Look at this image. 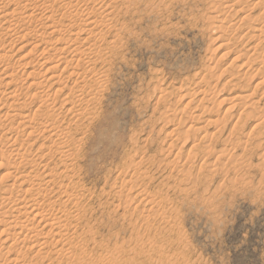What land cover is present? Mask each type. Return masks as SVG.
I'll list each match as a JSON object with an SVG mask.
<instances>
[{"label": "rangeland", "instance_id": "374dc122", "mask_svg": "<svg viewBox=\"0 0 264 264\" xmlns=\"http://www.w3.org/2000/svg\"><path fill=\"white\" fill-rule=\"evenodd\" d=\"M0 1V7L2 10L5 7L4 13L8 14L5 19L0 18V49H3L0 54L8 52L10 56L7 55L10 59H6V64L0 68V128L3 127L0 129V140H3L0 141V150H5L0 154V215L6 209L2 194L14 187L13 197L18 198L20 190L29 186L21 185L23 179H19L20 175L28 177L31 173L30 177L43 179L41 171L44 172L45 164L49 166L47 172L53 176L61 175V178L54 179L56 183H52L49 189L59 193L61 184L67 185L74 177L78 188L73 196L81 199L80 214L74 205L64 208L78 213L71 214L74 216L72 224L79 226L78 230L72 225L68 229L61 227L62 239L46 249L50 256L39 263L60 264L59 258L56 259L58 254L79 250L80 243L84 242L88 247H84L81 254L78 251L75 258H68L72 261L67 260L66 264H106L108 259L114 260L107 264H264V35L250 37L248 25L242 23V19L252 17L249 25L264 31V7H255L256 0L244 1L241 3L244 7L238 4V0H138L137 6L132 5L127 11L124 0H101L96 5L89 2V9L94 6V11L95 8L100 10V6L105 9L112 3L117 11L110 18L111 24L121 28L124 23L123 28L127 30L121 36L119 32L121 54L112 59L108 91L102 100V108L98 106L97 114L101 111V115L91 120H94L92 130L85 132L87 117H90L83 112L85 109L82 110L83 123L74 122L67 109L58 111L60 117L55 116L56 120L65 118L64 132L69 131L72 135L62 134L61 130L62 137H65L62 139H68V144L80 145L79 150L76 149L81 150L72 158L74 161L70 158L63 159V162L58 155L39 159L47 149L46 152H52L50 155L58 154V145L53 146L51 141L37 133L27 140L23 129L13 125L19 121L14 115L20 109L13 112L9 107L14 101L19 108L28 111L41 105L51 85L44 82L47 74L42 63L44 59H56L60 54L50 49L61 47L55 41L64 36L65 40L61 38L64 41L74 37L64 31L59 37H50L48 26L38 27L36 34L29 35L35 33L37 24L30 20L29 23L33 22L30 25L27 23L29 18L24 20L23 16L31 12L14 17L9 14L12 15L14 5L18 10L25 3L34 5L35 0ZM8 1L14 5H9ZM38 1L36 6L46 4L47 8L42 10L53 8L55 12L49 9L47 12H51L47 16L53 12L52 16L57 20L75 14H66L61 8L62 3L57 0ZM227 5L234 9L227 8ZM122 6L125 8L123 12L130 13L120 15L118 12ZM222 6H227V10ZM98 13L95 18L93 15V21H105ZM18 17L21 18L15 19ZM225 20H230L231 25ZM235 23H239L238 27ZM18 25L24 26L20 29L22 37L11 46L9 31L20 27ZM101 30L106 32L108 28L104 26ZM41 34L43 37L39 36ZM39 37L45 40V45L36 50L37 39H42ZM31 47L35 53L31 54ZM44 48L49 50L39 57ZM24 53L28 54L25 60H21ZM29 60L34 63L28 67ZM38 73L41 76H37ZM39 81L44 82L41 87L30 88L33 82ZM7 83L13 84L6 87ZM15 85L21 89L17 95H12ZM71 87L70 81L68 89ZM35 92L40 99L31 104L37 98ZM52 93L48 92V95L54 100L55 92ZM33 94L35 98H32ZM75 99L72 97L70 104L76 103ZM62 100L63 97L58 98V109L63 105ZM18 102L23 104L18 105ZM4 114L9 115V119L3 118ZM9 123L13 125L11 130ZM191 125L193 128L188 130ZM11 136H15L17 142H6L5 145L3 142ZM15 152L24 153L22 157L33 161L31 164L35 167L29 165L15 169L19 165ZM72 162L75 171L68 168ZM132 165H137L135 170ZM137 169L142 173H139L141 177L132 179ZM127 181L135 184L131 192L128 191L130 184L125 185ZM37 197L33 195V198ZM76 216H82L81 224ZM7 247L1 243L0 251ZM18 247L22 249L20 245ZM32 257L33 254L29 259Z\"/></svg>", "mask_w": 264, "mask_h": 264}, {"label": "bare ground", "instance_id": "6f19581e", "mask_svg": "<svg viewBox=\"0 0 264 264\" xmlns=\"http://www.w3.org/2000/svg\"><path fill=\"white\" fill-rule=\"evenodd\" d=\"M5 1V0H4ZM12 1V0H11ZM22 2V0H20ZM29 0H27L28 2ZM32 1V0H31ZM34 1V0H33ZM38 1V0H37ZM42 1V0H41ZM49 0H46V2H48ZM56 1V0H55ZM58 2L62 3V9L64 11H66V14L68 12H74L75 16L73 15V17L70 16L68 17V15H66L67 17L64 18H60V20L55 19L54 17L56 16H52L53 12L50 16H47V13L51 12H47L46 9L47 7L44 5H35L36 0L34 1V5H29L27 3H25V6H20L18 7V10L14 9L15 5L14 3L9 2V5H11V3L14 5L13 7V12L12 15L9 14V16L14 17V15H24V13L30 11L31 14L25 15L24 20L28 19V22L30 20H34V22L37 24L36 27H34V31L35 33L33 34H29V35H34L36 34L37 28H43L48 26L51 30V36H61L60 33L62 31H64L65 33L71 34L74 39H70L66 41L65 40V36L62 38L60 37L57 41H55L58 45L60 44L61 47H52L50 49H52L53 51H58L60 52V54L58 55V59H54V58H48V59H44L42 66L45 67V74H47V80H45V83H50V90L47 91V93H45V96L47 98H45V100L41 101V105L36 109V110H26V108H22L17 105L14 104V102H12V104L10 105V109L13 111H19L20 112L17 113L16 115H14V118H17L19 121H16L15 123H13V125H16V128H18L19 130L23 129V132L25 135H27V140L28 139H32L35 137L36 133L39 134L38 136L43 137V139H45L46 141H51L53 146L54 145H58L57 147H59V151L58 154L55 152V154H51L52 152H44L43 155H41L39 157V159H43L44 157H50L51 158H55V155H58L59 159H61V161L64 162L65 159H72L74 158V156L76 157L77 155H79V153L81 152V150L78 152L77 149L78 147L80 148V145L76 146V144H68L66 140H63L62 138L65 139V137H62V134L64 133L66 135L70 134L71 132H64V122L63 120L65 118L60 119V113L58 111L62 110V109H67V113H69L71 115L72 120H74V122L77 123H83V112L85 114H87L86 116H90L87 117L89 119L88 120V125L86 126V131L85 132H89L90 130H92V123L91 121L94 117L96 118L97 116L101 115V111L99 114H97V110H99L98 106H100L102 108V100H105V94L108 91V82H109V74L112 71V65H113V61L112 59H117L120 54H121V47L119 46V42H120V37H119V32H120V36L121 33H123L125 31L124 27V23L123 26L121 28L112 25L111 24V17L113 15H115L114 13L117 11V9L112 6L113 4L111 3L110 5H108L107 8H110V10H106L107 8L103 9L98 7L97 10L95 8L94 11V6L92 8V10L89 9V2H95L94 4L96 5V2H101V0H57ZM56 1V2H57ZM75 1V3H74ZM112 1V0H111ZM151 1V0H150ZM236 1V0H235ZM244 1H246V3L251 2V0H238V4L242 5L241 3H243ZM257 3H253L255 4L254 6H259L258 8H262L264 7V0H256ZM254 1V2H256ZM2 3V1H0ZM7 2V3H8ZM40 2V0L38 1ZM37 2V3H38ZM104 2V1H103ZM115 3V1H113ZM118 2V1H117ZM117 2L115 4H117ZM138 0H124V4H127V11H129V9L131 7L137 6L136 4H138ZM141 2V1H140ZM23 3V5H24ZM41 3V2H40ZM45 3V2H44ZM55 3V2H54ZM110 3V2H109ZM16 4V1H15ZM19 4V2H18ZM17 4V5H18ZM22 4V3H21ZM50 4V3H49ZM52 4V2H51ZM103 4V3H102ZM108 4V3H107ZM223 3H221L222 5ZM225 4V3H224ZM234 4V3H232ZM237 5V3H235ZM16 5V6H17ZM93 5V4H92ZM8 6V5H5ZM48 6V5H47ZM51 7H53L52 5H50ZM59 6V5H58ZM110 6V7H109ZM228 6V5H227ZM225 6V7H227ZM243 6V5H242ZM245 6V5H244ZM243 6V7H244ZM250 6V5H249ZM262 6V7H261ZM3 7V6H2ZM43 7H46L45 9L42 10ZM91 7V6H90ZM118 7V6H117ZM124 6L121 7V9H119L120 11L118 12L120 15L123 14V16H125L126 14H129L130 12H127L126 10L123 12V10L125 8H123ZM126 7V6H125ZM223 8H225L224 6H222ZM254 7V9H255ZM5 8V7H4ZM4 8L2 10V8L0 7L1 11H0V18L1 19H5L6 16L8 15L7 13H4ZM59 8V7H58ZM227 8H231L234 9V7L228 6ZM236 8V7H235ZM242 8V7H240ZM251 8V7H250ZM253 8V7H252ZM139 9V8H137ZM158 9V8H157ZM219 9H221V7L219 6ZM263 9V8H262ZM14 10H16L14 12ZM50 10H53L50 9ZM63 10H61L62 12H64ZM222 10V9H221ZM225 10H227L225 8ZM236 10V9H235ZM238 10V9H237ZM245 10V9H243ZM18 11V13H17ZM55 12V10H53ZM100 11V12H99ZM241 11V10H240ZM248 11L252 12V9H249ZM20 12V13H19ZM99 12V13H98ZM228 12L230 13V10H228ZM242 12V11H241ZM65 13V12H64ZM63 13V14H64ZM101 15V18L105 19V21H101L97 22V21H93V19L95 18L96 14ZM117 13V15H118ZM235 14H237V12H234ZM239 13V12H238ZM243 13H245L243 11ZM250 13V12H249ZM263 13V11H262ZM61 14V15H63ZM125 14V15H124ZM56 15V14H54ZM94 15V18H93ZM229 15V14H228ZM261 15V14H259ZM59 16V15H58ZM92 16V17H91ZM103 16V17H102ZM231 16V15H230ZM233 16H235L233 14ZM233 16H231L233 18ZM247 16V14H246ZM264 16V15H263ZM22 17V18H23ZM26 17V18H25ZM115 17V16H114ZM113 17V18H114ZM230 17V18H231ZM21 17L15 18V19H19ZM57 18V17H56ZM111 18V19H110ZM228 18V17H227ZM231 18V20H233ZM241 18V17H240ZM252 18V17H251ZM249 18H244L242 19V23L244 25H248L247 31H250V37L252 35V38H254V34L258 35V37H261L262 35H264V31H262V29H257V28H253V26L249 25V23L251 22V19ZM263 18V17H262ZM8 19V18H7ZM97 19V18H96ZM218 19V18H217ZM229 19V18H228ZM256 19V17L254 18ZM264 19V18H263ZM10 20L11 17H10ZM119 20V19H118ZM227 20V19H226ZM229 23L231 22L230 20L226 21ZM253 20V19H252ZM6 21V20H5ZM8 21V20H7ZM14 21V20H12ZM19 21V20H18ZM17 21V22H18ZM21 21V20H20ZM10 22V21H9ZM24 22V21H23ZM140 22V21H139ZM238 22V21H237ZM241 22V21H240ZM239 22V23H240ZM33 24V22H31ZM31 23H29L31 25ZM239 23H235L238 27ZM254 23V22H252ZM16 24V23H15ZM19 24V22H18ZM22 24V22H21ZM28 24V25H29ZM35 24V25H36ZM235 24L233 26H235ZM242 24V25H243ZM24 25V24H23ZM23 25H18L20 27H17L15 29H12V27H9L10 29H12L11 31H9L10 34V41L11 46L13 45L14 42H17L19 40L21 36V28L23 29L24 26ZM118 25V24H117ZM122 25V24H121ZM231 25V23H230ZM255 25V24H252ZM14 26V25H13ZM17 26V25H16ZM26 27H28L25 24ZM33 26V25H32ZM31 26V28H32ZM104 26H106L108 28V30L105 32L103 30H101ZM126 27V26H125ZM228 27V26H227ZM236 27V29H238ZM245 27V26H243ZM261 27V26H260ZM38 28V29H39ZM47 28V27H46ZM1 29V28H0ZM9 29V30H10ZM29 29V28H28ZM236 30L235 28H232V30ZM240 29V28H239ZM243 29V28H241ZM20 30V31H19ZM106 30V29H105ZM127 30V29H126ZM230 30V29H229ZM233 30V31H234ZM8 31V30H7ZM6 31V32H7ZM29 31V30H28ZM31 31V30H30ZM29 31V33H31ZM33 31V32H34ZM237 31V30H236ZM248 31V32H249ZM23 32V31H22ZM26 32H27V28H26ZM118 32V33H117ZM127 32V31H126ZM25 33V32H24ZM50 33V32H49ZM48 33V35H49ZM117 33V34H116ZM253 33V34H251ZM28 34V33H27ZM244 34V33H243ZM247 34V33H246ZM244 34V35H246ZM43 34L39 35L42 36ZM64 35V33H63ZM70 35V36H71ZM242 35V34H241ZM255 35V36H256ZM69 36V35H68ZM25 36H23L24 38ZM30 37V36H29ZM33 37V36H32ZM36 37V36H35ZM34 37V38H35ZM43 37V36H42ZM39 37V38H42ZM111 37V40H110ZM243 37V36H242ZM64 40H62V39ZM123 38V37H122ZM239 38V37H238ZM244 38H247L246 36ZM252 38H250V40H252ZM256 38V37H255ZM263 38V37H262ZM240 39L241 38L240 36ZM249 39V37H248ZM257 39V38H256ZM259 39V38H258ZM37 43L35 41V43L37 45H35L36 50H38L39 48H43V44L45 43V40L42 39H37ZM68 41V42H67ZM122 41V40H121ZM236 41V40H235ZM239 41V40H238ZM242 41V40H241ZM247 41V40H246ZM264 41V40H263ZM262 41V42H263ZM123 42V41H122ZM236 43V42H235ZM243 43V41H242ZM260 43V42H259ZM33 44V42H32ZM31 44V45H32ZM258 44V43H257ZM261 44V43H260ZM5 45V44H4ZM45 45V44H44ZM1 46V45H0ZM9 46V45H8ZM28 47L30 46V43L27 45ZM235 46V45H234ZM4 47V46H3ZM2 48V47H1ZM34 48V47H33ZM264 48V47H263ZM32 49V47H31ZM256 49V48H255ZM3 50V49H0ZM20 50V49H19ZM33 52L35 53V49H32ZM49 49L44 48V50H42V52H40L41 55L43 56V54L48 51ZM6 53V52H5ZM5 53L0 54V68L1 66H3L4 64H6V59H8L7 57V53L6 55H4ZM25 54V53H24ZM28 54V53H27ZM23 55V57L21 56V60H25L24 57L26 58V55ZM29 54H30V50H29ZM38 54V53H37ZM9 56V55H8ZM10 57V56H9ZM28 57V56H27ZM111 60H110V59ZM10 59V58H9ZM8 59V60H9ZM28 59V58H27ZM237 59V58H236ZM7 60V61H8ZM34 60V59H33ZM110 60V61H109ZM262 60V59H261ZM30 61V60H29ZM20 62V61H19ZM29 63V64H28ZM26 65H31L32 63H34L32 61L28 62ZM263 63V62H262ZM25 66V64H24ZM29 67V66H28ZM5 68V67H4ZM3 72V71H2ZM41 74V73H40ZM39 73L37 74V76L40 75ZM41 76V75H40ZM263 76V75H262ZM7 78V77H6ZM72 82V87L71 89H68V83ZM44 82H33L30 85V88H32L33 86H42ZM262 82V81H261ZM9 84V85H7ZM6 87L12 85L13 83H7ZM17 84V83H16ZM38 84V85H37ZM64 84H66L67 86H64ZM19 86V84H17ZM17 85H15V87H13L11 93L12 95H17L16 93L19 92V90L21 88H19ZM60 86H62V88L60 89ZM55 87H57L58 89H56ZM41 89V88H40ZM1 90V89H0ZM66 90H69L68 93H65ZM2 91V90H1ZM40 91V90H39ZM51 91H53V93L55 92V96L54 100L51 99V97L48 95V92L50 93ZM44 92V91H43ZM202 92H205L202 90ZM4 93V92H3ZM10 93V92H9ZM8 93V94H9ZM52 93V95H53ZM209 93V92H208ZM38 94L35 92V95ZM6 95V94H5ZM34 95V94H33ZM35 95L32 96V98H35ZM207 95V94H206ZM1 96V93H0ZM4 96V95H3ZM10 96V94L8 95ZM39 96L36 95V97ZM58 96V97H57ZM75 96V100H77L76 103L70 104V99ZM188 96V95H187ZM28 97V96H27ZM63 97L62 100V106L60 107V109L57 108L56 103L58 102V98ZM206 97V96H205ZM10 98V97H9ZM13 98V96L11 97ZM38 99H40V97L36 98V100H33V102H28V103H35V101H37ZM245 99V97L243 98ZM242 99V100H243ZM30 100V101H32ZM73 100V99H72ZM71 100V101H72ZM13 101V100H12ZM19 101V100H18ZM24 101V100H23ZM245 101V100H244ZM247 101V98H246ZM1 103V101H0ZM11 103V102H10ZM18 102V105H21L23 103ZM26 103V104H28ZM17 104V103H16ZM25 104V103H24ZM25 104V105H26ZM189 104V103H188ZM191 104V103H190ZM7 105V104H6ZM29 106V105H28ZM31 106V105H30ZM237 106V105H235ZM187 107H190L187 105ZM79 109V110H78ZM82 112V110H84ZM206 109V108H205ZM234 109V107H233ZM102 110V109H101ZM13 111V112H14ZM45 111V113H43ZM99 112V111H98ZM16 113V112H15ZM43 113V114H41ZM97 115V116H96ZM241 115V114H240ZM245 115V114H244ZM44 116V117H43ZM55 116H59L58 119L56 120ZM1 117V116H0ZM5 119H9V115L4 114L2 116ZM43 117V118H42ZM191 117V116H190ZM241 118V117H240ZM85 119V118H84ZM194 119V118H193ZM257 119V118H256ZM1 120V118H0ZM183 120V119H182ZM181 120V121H182ZM7 121V120H6ZM10 121V120H9ZM65 121V120H64ZM71 121V120H70ZM91 121V122H90ZM184 121V120H183ZM258 121V119H257ZM264 121V120H263ZM37 122V123H36ZM74 122L71 124L73 125ZM8 123V122H7ZM70 123H68L69 125ZM185 124V123H184ZM187 124V123H186ZM260 124V123H259ZM13 125L12 124H8V127L10 128L9 130L13 129ZM37 125V127H36ZM263 125V124H262ZM7 126V125H5ZM70 126V125H69ZM77 126V125H76ZM258 126V125H256ZM7 127V129H8ZM81 127V126H79ZM85 127V126H84ZM3 127H1L0 129L2 130ZM36 128L38 130H36ZM191 127L188 128V130H191ZM70 129V128H68ZM8 130V131H9ZM61 130H63L62 134H61ZM187 130V131H188ZM193 130V129H192ZM196 130V129H195ZM198 130V129H197ZM71 131V129H70ZM9 134V133H8ZM86 134V133H85ZM6 135V134H5ZM64 135V136H65ZM37 136V135H36ZM12 137V136H11ZM11 137H7L5 140V142H3L6 145L7 143H12L15 144L17 142L15 136ZM19 136H17L18 138ZM69 137V136H68ZM74 137V136H73ZM4 139V138H3ZM39 139V138H38ZM74 139V138H73ZM2 140V139H1ZM0 140V141H1ZM3 141V140H2ZM72 141V140H71ZM80 140V144H81ZM84 141V139H83ZM0 144H2V142H0ZM79 144V143H78ZM87 144V143H86ZM10 145V144H8ZM46 145V144H45ZM68 145V146H67ZM83 145V144H82ZM4 146V145H3ZM24 146V145H23ZM55 146V147H56ZM196 146V145H195ZM11 147V146H10ZM22 147V146H21ZM41 148L43 146H40ZM40 147L38 148L39 150ZM194 147V146H193ZM192 147V148H193ZM44 148V147H43ZM77 148V149H76ZM82 148V147H81ZM191 148V149H192ZM50 150V149H49ZM52 150V149H51ZM54 150V149H53ZM52 150V151H53ZM56 150V149H55ZM79 150V149H78ZM3 152H5V150H2ZM2 151L0 150V154L2 153ZM23 151V150H21ZM25 151V150H24ZM8 153V152H7ZM12 155L13 153L10 152ZM5 154V153H4ZM16 154V152H15ZM14 154V156L16 157V162L17 160L19 161V165H17V168L15 166V169H18L19 166L22 167H27L29 165L32 166L31 163L34 164L33 161H29L27 160V158L25 159L24 157H22V155L24 153H17L16 155ZM41 154V153H40ZM2 155V154H1ZM6 156V155H4ZM10 156V155H9ZM24 156V155H23ZM11 157V156H10ZM9 157V158H10ZM190 157V156H189ZM79 158V157H78ZM45 159V158H44ZM50 159V158H49ZM64 159V160H63ZM190 159V158H188ZM187 159V160H188ZM52 160V159H51ZM57 160V159H56ZM73 160V159H72ZM74 161V160H73ZM77 161V160H76ZM44 162V161H43ZM49 162V160H48ZM133 162V161H132ZM172 162V161H171ZM188 162V161H187ZM187 162H185L187 164ZM66 163V162H65ZM73 163V162H72ZM184 163V164H185ZM36 164V163H35ZM42 164V163H41ZM40 164V168L42 167ZM71 164V163H70ZM141 164V163H140ZM175 164V162H174ZM16 165V164H15ZM48 164H45L43 166L44 172L41 171V174L44 173V178L41 179L39 176H31V173H29L30 175H28V177H26L27 175H20L19 179H23L21 181V185L24 186L26 184H29V186L25 187L26 189L20 190V195L16 196L18 198L13 197V188L12 191L10 190V192L5 191L2 195V200L4 201L3 203L6 205V209L3 212L2 210V214L0 215V227H2V229L0 230V244H7L8 247L5 248L3 251H0V264H41L39 263L41 260L45 261V259L50 256V253H46V249L48 250V247H50V245H55L57 244L61 239H62V231H61V227H64L66 229H68L69 227H71V225L74 227V230H78L79 226L77 225H73L72 221L74 218V216H72L71 214H75L78 215V213H72V212H68L65 211L67 209L66 208L68 205H71V207L74 205V207L77 209H75L76 211L79 212L80 214V208H81V199L79 200L77 198V196H73L75 195L74 193L76 192L78 185L77 183H74L73 179L74 177H72L70 180V182L65 186L64 184H61L63 186L60 187V191L58 190L59 193L54 192L52 189H49L50 185L52 183H56V177L61 178V175L53 176L52 173H49V171L47 172V166ZM67 165H69L67 163ZM65 165V166H67ZM37 166L39 167V165L37 164ZM36 166V167H37ZM56 166V165H55ZM64 166V165H63ZM137 166V165H136ZM136 166H131V167H136ZM174 166V165H173ZM184 166V165H183ZM32 167H35L34 165ZM70 167V171H75V164L73 163L72 166H68V168ZM169 167V166H168ZM59 168V167H58ZM74 168V170H72ZM139 168V167H137ZM190 168V167H189ZM42 169V168H41ZM50 169V168H49ZM67 169V168H65ZM136 168H134L135 170ZM166 170V169H165ZM67 172L69 170H66ZM138 169L135 171V173L132 175V179H134L135 177H141L140 172H137ZM19 172V171H18ZM59 172V171H58ZM63 172V171H61ZM65 172V171H64ZM134 172V171H132ZM69 173V172H68ZM74 173V172H73ZM125 173V172H123ZM140 173V174H139ZM164 173V172H163ZM20 174V173H19ZM18 174V175H19ZM25 174V173H23ZM40 174V175H41ZM56 174V173H55ZM64 174V173H62ZM66 174V173H65ZM39 175V174H36ZM121 175V174H120ZM66 176V175H65ZM126 176V175H125ZM71 177V176H69ZM36 178H39L41 180H38ZM67 178V177H66ZM53 179V180H51ZM65 179V178H63ZM138 179V178H137ZM141 179V178H140ZM117 180V179H116ZM115 180V181H116ZM153 180V179H152ZM189 180V179H188ZM191 180V179H190ZM61 181V180H60ZM76 181V180H75ZM68 182V181H67ZM133 182V181H132ZM128 183L125 185H129L130 184V190L128 189V191H132L134 189L135 184L134 183ZM125 183V182H124ZM136 183V182H135ZM137 184V183H136ZM77 185V186H76ZM140 186V185H139ZM12 187V186H11ZM54 187V186H53ZM122 188V187H120ZM125 188V187H124ZM124 188L121 189V193L124 191ZM137 188V186H136ZM55 189V188H54ZM79 190V189H78ZM18 192V191H17ZM19 194V192H18ZM117 194V193H116ZM139 194V193H138ZM137 194V195H138ZM33 195L38 196L37 198H33ZM77 195V194H76ZM15 196V195H14ZM128 196V195H126ZM1 197V196H0ZM28 197H31L29 200ZM76 197V198H75ZM20 198H22L20 200ZM33 198V199H32ZM48 198V200H47ZM121 198V197H120ZM167 198V197H166ZM41 199H44L43 202L41 201ZM121 200V199H120ZM146 202V201H145ZM147 203H150L147 201ZM133 204V203H132ZM120 205V204H119ZM118 205V206H119ZM126 205V204H125ZM147 205V204H146ZM144 205V206H146ZM2 207V206H1ZM130 207V205H129ZM153 208V207H152ZM74 211V210H73ZM85 211V210H84ZM1 212V211H0ZM75 212V211H74ZM78 219V224H81L82 222V216H76ZM86 217V216H85ZM145 218V217H144ZM75 221V220H74ZM76 222V221H75ZM148 227V225H147ZM91 228V227H90ZM88 233L91 234V232L89 231ZM78 234V233H77ZM92 234H94L92 232ZM79 235V234H78ZM91 236V235H90ZM137 237V236H136ZM139 237V236H138ZM141 237V236H140ZM80 238V237H79ZM142 239V238H141ZM50 240H52L50 242ZM81 240V239H80ZM85 240V239H84ZM87 241V240H86ZM89 241V240H88ZM92 241V240H91ZM153 241V240H152ZM89 243V242H87ZM81 245L78 248H76L75 250L71 249L69 250L67 253H63L61 255L58 254V256L56 257L59 258L60 260V264H66V261H72L69 260L70 257H74L78 254V251L80 253L81 250L84 249V247H88L86 245V243H80ZM145 244V243H144ZM18 245H20L22 247V249H20L18 247ZM79 245V244H77ZM89 245V244H88ZM146 245V244H145ZM155 245V244H154ZM52 246V247H53ZM78 247V246H76ZM152 248V247H150ZM20 249V250H19ZM50 249V248H49ZM161 251V250H160ZM85 252V251H84ZM119 253V251H117ZM126 252V251H125ZM92 253V252H91ZM13 254V255H12ZM33 254V257L31 259L30 255ZM81 254V253H80ZM86 254V252L84 253ZM141 254V253H140ZM12 255V256H11ZM79 255V254H78ZM83 255V252H82ZM115 255V254H114ZM121 255V253H120ZM163 255V254H162ZM6 256H11L9 258H7ZM85 256V255H84ZM91 256V255H90ZM78 257V256H77ZM89 257V256H88ZM168 257V256H167ZM69 258V259H68ZM81 258V256L79 257ZM107 258V257H106ZM110 258V257H109ZM115 258V256L113 257ZM117 258V257H116ZM172 258V257H171ZM55 259V258H53ZM86 259V257H85ZM108 259V258H107ZM134 259V258H133ZM29 260V262H27ZM79 260V259H78ZM84 260V257H83ZM114 260V259H112ZM111 260V261H112ZM166 260V259H165ZM3 261V262H1ZM58 261V260H57ZM109 259H108V263H109ZM110 261V262H111ZM148 261V260H147ZM167 261V260H166ZM164 261V262H166ZM93 262V261H92ZM106 262V261H105ZM106 262V264H107ZM151 262V261H150ZM158 262V261H157ZM73 263V262H72ZM91 264V262H89ZM96 262L92 263L95 264ZM116 263V262H115ZM169 263V261H168ZM74 264V263H73ZM84 264V263H83ZM104 264V263H103ZM131 264V263H130ZM162 264V263H161Z\"/></svg>", "mask_w": 264, "mask_h": 264}]
</instances>
